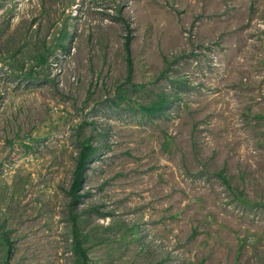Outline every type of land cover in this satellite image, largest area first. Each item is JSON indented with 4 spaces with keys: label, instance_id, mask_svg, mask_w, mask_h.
Instances as JSON below:
<instances>
[{
    "label": "rangeland",
    "instance_id": "374dc122",
    "mask_svg": "<svg viewBox=\"0 0 264 264\" xmlns=\"http://www.w3.org/2000/svg\"><path fill=\"white\" fill-rule=\"evenodd\" d=\"M64 26L25 80L7 56ZM89 136L88 264H264V0H0L1 264H74Z\"/></svg>",
    "mask_w": 264,
    "mask_h": 264
},
{
    "label": "trees",
    "instance_id": "16d2710c",
    "mask_svg": "<svg viewBox=\"0 0 264 264\" xmlns=\"http://www.w3.org/2000/svg\"><path fill=\"white\" fill-rule=\"evenodd\" d=\"M68 30L67 27L64 26L61 31L58 33L59 35L55 38L53 37L51 44L46 45L44 41L41 42L40 46L36 48H30L29 44L25 40H20L19 44L15 47L16 49L13 53L7 56V59L12 62L13 67L18 70L20 75L25 80H33L34 74L36 73V67H39V71L46 67L48 64V58L51 52H55V50H63L66 51V39L68 38ZM129 31L125 36V49L128 51V42H129ZM26 54V57L23 56ZM126 66L128 75L131 70V60L129 58V54H126ZM29 60L27 63L29 68L24 70V61ZM123 91H127V89H123ZM125 94H119L118 98L125 99ZM168 100L165 96L160 94L156 101L150 102L143 106L142 104H137L138 108L142 111L143 114L146 115H154L161 113L165 108H167ZM117 105V104H116ZM92 136L87 138H82L78 143V152L75 157V168L73 171L72 182L69 190L66 192L69 196V202L67 204L68 214L70 215L71 221V250L74 253L73 263L74 264H88L89 258L87 256V248L85 247V243L89 239V233L85 230H81L80 225L78 224L79 213L76 211L77 203L81 196L85 195L84 193H80L79 191L82 189L83 181L86 175V169L88 167L89 161L96 155L97 146L93 145ZM223 179V178H222ZM224 180V179H223ZM130 233L135 232L132 227L128 228ZM2 240L4 242V246L7 249H10V242L7 239V236L2 235ZM1 264V263H0Z\"/></svg>",
    "mask_w": 264,
    "mask_h": 264
}]
</instances>
